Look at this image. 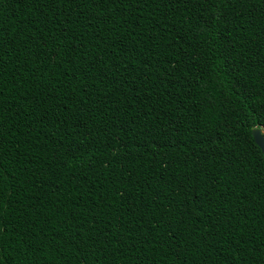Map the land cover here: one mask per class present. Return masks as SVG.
Here are the masks:
<instances>
[{
	"label": "trees",
	"instance_id": "obj_1",
	"mask_svg": "<svg viewBox=\"0 0 264 264\" xmlns=\"http://www.w3.org/2000/svg\"><path fill=\"white\" fill-rule=\"evenodd\" d=\"M264 0H0V264H264Z\"/></svg>",
	"mask_w": 264,
	"mask_h": 264
},
{
	"label": "water",
	"instance_id": "obj_2",
	"mask_svg": "<svg viewBox=\"0 0 264 264\" xmlns=\"http://www.w3.org/2000/svg\"><path fill=\"white\" fill-rule=\"evenodd\" d=\"M251 136L254 142L256 143V145L259 147L264 159V139H261V136H264L263 128L261 127L253 128L251 130Z\"/></svg>",
	"mask_w": 264,
	"mask_h": 264
},
{
	"label": "snow or ice",
	"instance_id": "obj_3",
	"mask_svg": "<svg viewBox=\"0 0 264 264\" xmlns=\"http://www.w3.org/2000/svg\"><path fill=\"white\" fill-rule=\"evenodd\" d=\"M261 139H264V136H261Z\"/></svg>",
	"mask_w": 264,
	"mask_h": 264
},
{
	"label": "rangeland",
	"instance_id": "obj_4",
	"mask_svg": "<svg viewBox=\"0 0 264 264\" xmlns=\"http://www.w3.org/2000/svg\"><path fill=\"white\" fill-rule=\"evenodd\" d=\"M263 132H264V129H263Z\"/></svg>",
	"mask_w": 264,
	"mask_h": 264
},
{
	"label": "clouds",
	"instance_id": "obj_5",
	"mask_svg": "<svg viewBox=\"0 0 264 264\" xmlns=\"http://www.w3.org/2000/svg\"><path fill=\"white\" fill-rule=\"evenodd\" d=\"M264 133V132H263Z\"/></svg>",
	"mask_w": 264,
	"mask_h": 264
}]
</instances>
